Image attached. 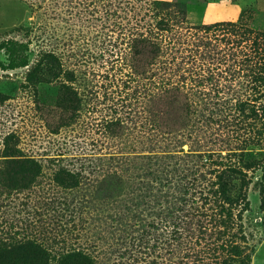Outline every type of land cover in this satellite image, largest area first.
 Masks as SVG:
<instances>
[{
	"label": "trees",
	"instance_id": "16d2710c",
	"mask_svg": "<svg viewBox=\"0 0 264 264\" xmlns=\"http://www.w3.org/2000/svg\"><path fill=\"white\" fill-rule=\"evenodd\" d=\"M127 4L126 60L130 76L142 79L140 100L133 117L129 111L104 121L105 132L122 146L111 155L82 154L78 168L60 166L43 186L37 215L51 209L69 215L66 230L83 239L90 219L99 239L108 233L123 253H141L134 264H251L243 214L251 208L253 183L264 227V30L242 19L190 25L185 7L174 0ZM2 48L10 52V67L30 65L28 42L8 39ZM44 60L49 71V64H61L56 55L43 54L28 81L43 80L38 71ZM64 76L58 97L63 125L80 117L84 103L68 83L75 73L65 70ZM123 105L133 110L132 102ZM17 143L14 132L4 135L0 264H101L91 243L52 254L20 226L32 221L9 217L13 195L41 187L47 176Z\"/></svg>",
	"mask_w": 264,
	"mask_h": 264
},
{
	"label": "rangeland",
	"instance_id": "374dc122",
	"mask_svg": "<svg viewBox=\"0 0 264 264\" xmlns=\"http://www.w3.org/2000/svg\"><path fill=\"white\" fill-rule=\"evenodd\" d=\"M128 1L137 4L141 0H0V44L8 39L28 42L30 59V65L12 68L10 52L6 48L0 51V155L4 135L14 132L17 146L25 155L36 157L47 175L41 187L36 185L32 191H26L27 196L13 195L9 217L32 221L29 226L19 225L51 248L52 254L59 255L65 245L68 249L91 243L101 264H134L133 257H140L141 253L132 249L123 253L125 248L111 234L105 233L104 239H99L102 237L94 233L95 225L89 223L90 219L84 223L89 232L83 239L66 230L72 224L69 215L52 209L50 215L40 218L37 214L46 195L43 186L49 187L52 173L60 166L78 168L84 162L80 159L82 154L90 158L111 155L122 146L119 138L105 132L104 121L128 115L129 111L133 117L140 100L138 85L142 79L136 74L130 76L126 60L130 36L124 24L129 25L132 17L131 11L124 10ZM174 1L185 7L190 25L242 19L264 30V0ZM46 53L56 55L61 64H49L52 67L49 71L47 66L44 69V60L38 71L43 80L28 81L27 72ZM65 70L75 73L76 80L68 83L78 88L84 103L80 117L68 118L69 124L63 125L58 97L65 82ZM131 102L133 110L123 105ZM184 147L187 150L189 145ZM249 197L251 208L243 214V221L252 253L251 264H264L263 212L255 183L250 187ZM80 221L74 220L78 226Z\"/></svg>",
	"mask_w": 264,
	"mask_h": 264
}]
</instances>
